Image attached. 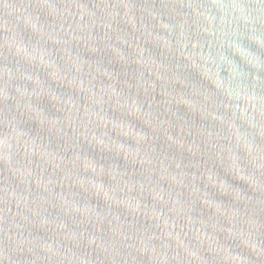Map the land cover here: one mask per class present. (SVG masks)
Listing matches in <instances>:
<instances>
[{
	"label": "water",
	"instance_id": "95a60500",
	"mask_svg": "<svg viewBox=\"0 0 264 264\" xmlns=\"http://www.w3.org/2000/svg\"><path fill=\"white\" fill-rule=\"evenodd\" d=\"M0 264H264V0H0Z\"/></svg>",
	"mask_w": 264,
	"mask_h": 264
}]
</instances>
